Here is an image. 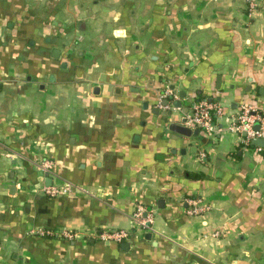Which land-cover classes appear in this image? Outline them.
<instances>
[{"label":"crops","instance_id":"obj_1","mask_svg":"<svg viewBox=\"0 0 264 264\" xmlns=\"http://www.w3.org/2000/svg\"><path fill=\"white\" fill-rule=\"evenodd\" d=\"M202 101L212 135L170 130ZM245 107L264 118V0H0V264H264ZM138 206L150 231L101 240Z\"/></svg>","mask_w":264,"mask_h":264},{"label":"built area","instance_id":"obj_2","mask_svg":"<svg viewBox=\"0 0 264 264\" xmlns=\"http://www.w3.org/2000/svg\"><path fill=\"white\" fill-rule=\"evenodd\" d=\"M260 0H247L248 11L250 15L257 10L259 6ZM223 113L222 107L219 105H215L212 103H208L206 101L199 102L193 112L189 114L185 118L184 125L191 129H199L204 131L205 133L212 135L214 132L213 121L215 117H220ZM232 126L230 129L236 133H245L246 138L244 142L246 144L250 143L252 139L263 138L264 134L260 131H255L254 126L257 123H263L264 118L251 107H245L234 119ZM260 150H262L260 148ZM52 163L50 161H45L42 163L41 168L45 172H50L52 170ZM71 188L69 185L57 188H44L42 189V193L47 196L55 197L61 194H65L70 192ZM188 204L190 205V209L188 213L190 215H200L207 211V207L202 205V203L198 199H188ZM132 230H109L100 234V238L103 241L122 243L130 240L134 233H146L151 230V226L153 223V214L151 211H148L143 206H138L131 217ZM42 234L54 235L51 231H42ZM65 236L68 238H72L70 234L64 232Z\"/></svg>","mask_w":264,"mask_h":264},{"label":"water","instance_id":"obj_3","mask_svg":"<svg viewBox=\"0 0 264 264\" xmlns=\"http://www.w3.org/2000/svg\"><path fill=\"white\" fill-rule=\"evenodd\" d=\"M164 104H167L166 101H164ZM184 122H185V120H183L182 125L177 124V123H171L170 124V130L179 134V135H182L184 137H191L193 134L196 135L199 133L198 129L192 130L191 128L185 126ZM254 127H255V129H254L255 131H259V124H256ZM253 143L257 146L264 147V140L263 139L256 138L253 140Z\"/></svg>","mask_w":264,"mask_h":264},{"label":"trees","instance_id":"obj_4","mask_svg":"<svg viewBox=\"0 0 264 264\" xmlns=\"http://www.w3.org/2000/svg\"><path fill=\"white\" fill-rule=\"evenodd\" d=\"M192 177H194V178H195V177H198V175H193Z\"/></svg>","mask_w":264,"mask_h":264}]
</instances>
